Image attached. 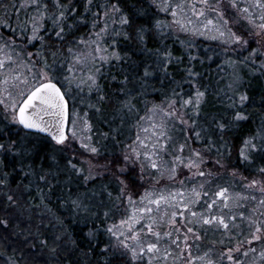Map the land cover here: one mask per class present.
<instances>
[{
  "label": "snow or ice",
  "instance_id": "6c2138e0",
  "mask_svg": "<svg viewBox=\"0 0 264 264\" xmlns=\"http://www.w3.org/2000/svg\"><path fill=\"white\" fill-rule=\"evenodd\" d=\"M10 6L18 13L16 28L12 36L0 34V69L5 70L0 74V105L5 114L0 121V244L13 245L15 251L11 246H0L4 264H20L21 259L25 264H86L85 257L87 264H264V163L254 169L259 175L251 177L239 168L228 170L224 163L231 159L233 150L224 134L239 131L238 126L250 118L246 108L241 110L251 97L240 69L247 67L264 75V0H227L226 5L224 0H140L132 5L124 0H86L84 11L93 17L91 30L71 42L66 38L72 34L73 21L85 19L75 0H19L18 8L2 5L4 13ZM153 8L160 11L153 12ZM20 10H25L22 19ZM161 13H171L172 20L159 18ZM189 14L198 19L194 22ZM138 19L144 22L137 24ZM0 26L13 27L6 16L0 18ZM173 26L223 40L233 46V55L239 54L240 58L234 59L222 49L225 58L217 66L227 82L216 95L231 93L226 96L231 117L221 110L210 120H200L201 106L212 87L193 79L200 73L190 67L185 71L195 85L192 95L176 82V88L162 101L147 100L146 90L152 88L150 81L158 80L156 73H169V65L179 60L163 43L159 48L147 45L156 34L162 42ZM49 33L50 40L69 43L71 59L63 67L55 59L63 49L45 40ZM121 38L142 45L147 59L141 55L132 60L131 53H122ZM24 39L38 40L42 46L35 54L18 51L24 48ZM183 43L192 47L190 40ZM46 46L57 49L51 53V63L43 54ZM125 59L131 64L114 102L117 128L101 133L102 140L111 136L114 146L121 143L116 136L126 118L135 119L138 96L145 97V104L151 103L150 115L141 118L150 123L144 128L141 120H136L133 127L139 133L133 143L126 150L109 153L104 143L93 141V124L86 113L83 117L75 113L70 119L69 101L58 81L64 80L69 89L75 84L100 92L101 68ZM100 99L112 100L103 95ZM189 108L190 114L185 111ZM78 121L82 128L77 127ZM84 129L89 133L86 138ZM78 133L86 150L81 155L69 147ZM192 139L202 146L190 145ZM237 139L238 160L249 166L264 161V120ZM66 149L68 155H64ZM213 151L218 157L214 166L222 171L207 167ZM145 162L157 170V180L165 175L169 181L175 179L178 168L184 165L193 170L187 179L203 182L167 194L145 190L137 207L130 189L137 179H146L142 175ZM224 176L228 180L223 186L214 183ZM17 177L27 183L13 185ZM237 177L241 191L235 190ZM33 189L37 196L29 198ZM57 192V207L67 209L87 228L79 242L77 236L83 229L74 233L48 203L49 193ZM124 200L130 213L125 210L122 218L112 223ZM37 209L43 218L39 226L32 221L34 227H29ZM45 219L52 229L50 234L41 231ZM104 233L107 242L101 239ZM209 235L217 238L205 244ZM84 241L87 243L81 249ZM96 244L102 247L99 259L94 255Z\"/></svg>",
  "mask_w": 264,
  "mask_h": 264
},
{
  "label": "trees",
  "instance_id": "16d2710c",
  "mask_svg": "<svg viewBox=\"0 0 264 264\" xmlns=\"http://www.w3.org/2000/svg\"><path fill=\"white\" fill-rule=\"evenodd\" d=\"M62 2L67 3L68 0H62ZM78 6V11L81 15L85 17L84 20H74V28L72 30V34L68 36L66 39L68 42L73 41L74 37H78L80 35H84L87 32L91 30V20H92V13L85 12L84 7L86 4V0H75ZM103 0H94V3H102ZM140 0H124V3L127 5H132L134 3H139ZM4 4H15L17 5V8L19 6V0H0V18H4L5 16L12 22V29L5 28L3 26H0V29H2V32L0 34H6L7 36H12L14 32V28H16V16L17 11L14 10L11 6L8 8L7 13H4L2 9V5ZM25 10H20L19 15L21 19L23 18V12ZM153 12H159V9H151ZM30 14V12H29ZM141 14L143 12L141 11ZM159 18H164L167 20H171V13L163 14L161 13V16ZM192 19L197 20V18L192 17ZM142 20H137L136 23H143ZM131 31V29H128ZM51 36V33H49L45 40L48 41L49 44L57 43L58 47L63 49L62 54L58 53L56 56L57 63L61 64V67L64 66V64L70 62V54L67 51L69 47L68 42H56L49 39ZM191 41L192 47H188L184 41ZM24 48L18 49V51H31L34 54L37 53V51L41 48L42 42L40 41H31L24 39ZM122 45V53H131L132 54V60H138L141 55L147 59L148 53L142 51V45H140L135 40L128 41L124 38H121L120 41ZM161 43H163L164 46H166L168 49H170L174 57H179V60L174 59L173 63L169 65V73L165 72H158L156 73L157 79H153L150 81L152 84V88L147 91V100L148 101H162L166 95H168L173 88H176V82H179L182 84L185 92L188 95H192L195 91V85L191 84V80L189 78L188 72L185 71L186 68H192L194 72L200 73L199 77H194L193 79H196L198 82L203 84H208L212 87V91L209 92L207 97V102L205 104H202V113L200 116L201 121H207L211 119V116L214 114H217L221 110L226 111L228 116L231 117L232 113L228 111V105H227V99L226 96H231L230 92L221 93L220 96L216 95V92L224 87V84L227 82V77L225 76L224 72L218 69V65H221V61L225 58V52L222 51V49H226L228 55H233L232 51L230 50L228 44H226L223 40L219 39H212L209 35H194L192 33L186 32H176L173 28L169 29L166 33V38L161 42L160 35L156 34L154 38H150V41L147 45L148 48H159L161 47ZM255 47V45L253 46ZM57 51L55 47H48L46 46L44 48V55L49 57V62L52 61V55L51 53ZM67 58V59H65ZM234 59H239L237 57H234ZM131 64L130 60H122L121 62H115L111 64H105L103 68H101V78L99 79V84L102 89V91L98 92L96 89H93L92 91H88L86 86H80L77 87L75 84H73V90L70 92V96L72 98H77V101L74 99H70L67 95V98L70 99V108L72 111L71 118H73V112L74 109H78L80 117L84 116V114H87L88 120L92 121L93 128H92V137L93 141H100L104 143L109 150V153L112 152H120L122 150H126L127 145H131L133 141L135 140V136L139 133V129L133 127L136 120H141V118H145L146 115H150L149 109L151 108V103L145 104V97L144 96H138L137 99L134 101L136 104V108L138 109V112L135 114V119L132 117H128L125 119V123L120 126L119 134L116 136V139L121 141V143L113 144L112 137L110 136L107 140H102L101 133L109 132V128L112 129L117 128L118 123V117L114 113L113 109L116 106L115 100H116V93L117 90L121 87L123 82V75L127 74L128 68ZM240 71L243 73V75L247 78V83L245 85L246 88L249 89V96L251 97V100L249 102H246L245 106H241V110H247V112L250 115V118L247 123L239 125V131L235 132H228L224 134L225 140H230L233 145V150L231 153V159H226L224 163L227 165V169L230 170L232 168H239L240 171L243 173L244 176L251 177L253 175H259L258 172L254 171L256 167L259 166V164L264 163V161H258L257 164L249 166L245 164L242 160L237 159V153H236V146L239 144L238 137L242 135H247L250 131L254 130L257 124L264 120V75L257 72H251L247 67H242ZM64 75H68L67 71H65ZM115 77V79H114ZM63 87L64 90L68 89L67 85L65 84L64 80L58 81ZM75 90V91H74ZM179 91V89H176ZM66 92V91H65ZM109 96L112 98L111 102L109 100H101V96ZM78 105V107H77ZM93 105H96L97 107H93ZM102 109V111H101ZM3 110L0 109V121L5 119V114L2 112ZM186 112L190 114L191 109H185ZM205 114H208L207 116ZM113 120H117V123H114ZM141 123L144 128H148L150 121L141 120ZM2 126V124H0ZM177 128H179V122H176ZM71 127V125H70ZM79 128H82V124ZM18 129H14L16 131ZM81 133L79 134L80 137ZM87 135H89L88 131L86 129L83 130V136L86 138ZM85 142L87 140L85 139ZM188 143L194 147H201L202 144L198 140H189ZM99 146V145H98ZM71 149H74L78 155L83 154L86 152L85 149L82 148L81 145H79V142H74L72 140L71 144L69 145ZM217 147L220 148V151L223 152L224 148L222 145H217ZM175 154V153H171ZM64 155H68L67 149L64 152ZM185 156L188 155V152L184 153ZM218 158L215 155V151L212 152L211 157L209 158V161L207 162V167L212 168L213 171H222L221 169H218L214 166V160ZM168 159V156H165V160ZM98 162H103L102 160ZM193 170L186 168L184 165H181L177 172L178 175L175 179L169 181L167 179V175L163 176L162 179L160 178L157 180V170L151 169L147 166V162H145V170L142 173L144 177H146L145 180H139L137 179V182L132 186L130 191L132 192V195L134 199L137 201V207L140 206L139 204V197L142 196L145 192V190H149L152 192L164 190L165 194L167 192H171L173 189H177L180 187H184L185 189L192 187L195 184L202 183L199 178H192L187 179V177L191 176ZM137 172H139V167L137 166ZM228 180L227 176H224L221 180H215V184H219L223 186L225 184V181ZM183 182V183H181ZM17 183H27V181H21L19 177H17L13 181V185ZM246 183V181L244 182ZM236 191H241V181L239 180V177L236 178L235 181ZM43 186V185H42ZM61 188H63V185H61ZM214 190V189H213ZM115 192V188L113 189ZM204 191L207 193L209 191V187L206 186ZM60 193H49V199L48 203L49 205L57 212L59 216H61L65 220V226L72 228L74 230V233L79 232L80 229H83V232L80 233V235L77 236L78 242L80 241V236L86 234L87 228L84 227L83 223H78L75 216H72L69 214V211L67 209H64L62 207H57V196ZM37 196V192L35 189L30 190L28 192V197H35ZM207 197H205L206 199ZM36 203L38 204L39 201L37 200ZM203 204V201H202ZM125 210L130 213V207H128L127 200H124V206L118 211V213L113 217L112 223H117L119 219L122 218V215L124 214ZM199 210V206L197 208ZM40 209H37L34 213L32 220L29 221L28 226L34 227L32 221L35 222V226H39L40 220L43 218L40 215ZM177 220L182 223V218L178 217ZM25 226V225H21ZM51 228L48 225L47 219H45L44 226L41 228V231H45L46 233L50 234ZM107 233H104L103 236H101V239H105ZM215 235H209L205 237V244L216 240ZM11 239V238H10ZM243 237H241V240ZM105 242L106 239H105ZM87 241H84L83 243H80L81 249H84L85 244ZM0 246L7 249L8 247H12V250L15 251V247L13 245H2ZM96 259L100 258V252L102 251V247L99 244L94 245ZM11 254V253H9ZM87 264L88 258H84ZM0 264H4V257L0 255ZM20 264H25V261L23 259L20 260ZM95 264V262H93Z\"/></svg>",
  "mask_w": 264,
  "mask_h": 264
},
{
  "label": "rangeland",
  "instance_id": "374dc122",
  "mask_svg": "<svg viewBox=\"0 0 264 264\" xmlns=\"http://www.w3.org/2000/svg\"><path fill=\"white\" fill-rule=\"evenodd\" d=\"M191 2H196V0H191ZM224 2H225V5L227 4V0H224ZM197 6H198V4H197ZM192 17H194V16H192V14H189V18H192ZM198 19V18H197ZM172 20V19H171ZM194 20V19H193ZM196 20H194V22H195ZM176 32H182V33H186V32H184L182 29H178L176 26H173L172 27ZM15 29V28H14ZM2 32V29H0V33ZM229 46V45H228ZM254 46V45H253ZM232 47L233 46H229V48H230V50L232 49ZM232 51V50H231ZM243 55L244 56H246L247 55V52H244L243 53ZM234 57H237V58H240V56H239V54H237V55H234ZM4 69H0V74H2V73H4ZM73 90V87H71L70 89L68 88V89H66L65 91V93L69 96V98L72 100V99H74L75 101H77V98H72L71 96H70V92ZM75 91V90H74ZM73 101V100H72ZM74 102V101H73ZM77 107H78V105H77ZM0 109H2V105H0ZM71 109V108H70ZM3 112V111H2ZM75 113H79V111H78V109L76 108V109H74V112H73V115L75 116ZM71 115H72V111H71ZM74 116H73V118H74ZM82 117V116H81ZM81 126V124L79 123V121H78V123H77V127L79 128ZM79 134L80 133H78L77 134V137L76 138H73V141L74 142H79V145H81L80 144V138H79ZM162 179V178H161ZM141 206V205H140ZM140 226H142V225H140Z\"/></svg>",
  "mask_w": 264,
  "mask_h": 264
},
{
  "label": "water",
  "instance_id": "95a60500",
  "mask_svg": "<svg viewBox=\"0 0 264 264\" xmlns=\"http://www.w3.org/2000/svg\"><path fill=\"white\" fill-rule=\"evenodd\" d=\"M63 88V87H62ZM66 97H67V95H66ZM68 101H69V111H70V117H71V109H70V99L68 98ZM69 127H70V125H69Z\"/></svg>",
  "mask_w": 264,
  "mask_h": 264
}]
</instances>
